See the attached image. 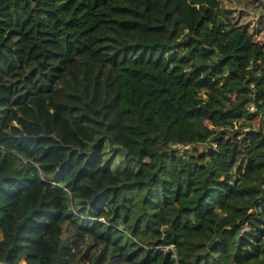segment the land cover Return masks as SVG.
<instances>
[{"label": "trees", "instance_id": "1", "mask_svg": "<svg viewBox=\"0 0 264 264\" xmlns=\"http://www.w3.org/2000/svg\"><path fill=\"white\" fill-rule=\"evenodd\" d=\"M263 31L264 0H0V264L264 260Z\"/></svg>", "mask_w": 264, "mask_h": 264}, {"label": "rangeland", "instance_id": "2", "mask_svg": "<svg viewBox=\"0 0 264 264\" xmlns=\"http://www.w3.org/2000/svg\"><path fill=\"white\" fill-rule=\"evenodd\" d=\"M262 34H263L262 38H260V37L257 38L258 42H262L264 40V31L262 32ZM254 110H255V108H254ZM256 121H257V119L255 120V123H256ZM123 155H124V152L121 149L116 148V147H112V148L107 149L106 154H105V159L110 158L112 161L111 167L116 168L117 166H123V164H120L123 160ZM250 264H264V260L261 259L258 261H253Z\"/></svg>", "mask_w": 264, "mask_h": 264}, {"label": "built area", "instance_id": "3", "mask_svg": "<svg viewBox=\"0 0 264 264\" xmlns=\"http://www.w3.org/2000/svg\"><path fill=\"white\" fill-rule=\"evenodd\" d=\"M248 111H249V112H253V111H254V106H253V105H250V106L248 107ZM172 146L175 147V148H178V149H180V150H182V149H187V148L190 147L189 145L180 146V145H177V144L172 145Z\"/></svg>", "mask_w": 264, "mask_h": 264}]
</instances>
